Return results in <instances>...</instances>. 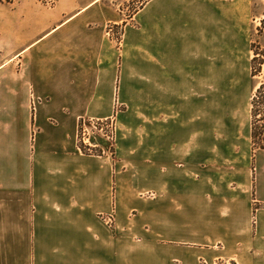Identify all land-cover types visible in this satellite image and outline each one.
Masks as SVG:
<instances>
[{
	"label": "crops",
	"instance_id": "obj_1",
	"mask_svg": "<svg viewBox=\"0 0 264 264\" xmlns=\"http://www.w3.org/2000/svg\"><path fill=\"white\" fill-rule=\"evenodd\" d=\"M113 1L0 7V264H264V151L208 121L209 38L264 0ZM117 105L115 159L81 154L80 119Z\"/></svg>",
	"mask_w": 264,
	"mask_h": 264
},
{
	"label": "rangeland",
	"instance_id": "obj_2",
	"mask_svg": "<svg viewBox=\"0 0 264 264\" xmlns=\"http://www.w3.org/2000/svg\"><path fill=\"white\" fill-rule=\"evenodd\" d=\"M147 0H114L113 3L118 8V11L122 15L123 19L130 21L143 7V3ZM225 3H233V0H222ZM251 1V0H250ZM260 1V0H259ZM18 0H16V3ZM15 3V4H16ZM13 5H11L12 7ZM0 7H2L0 5ZM10 7V6H9ZM3 20L8 19L3 13L0 14ZM220 27L224 32L220 33L219 38H209V62L219 60L220 65L225 67V85L224 86H209V130L210 137L213 131L214 124L218 125V129L214 130L218 132V136L229 134L233 136V141L239 143L240 157L242 161L245 157H251V137L248 134V130L251 127L252 119L248 117V113L251 111V100L256 92L257 87L264 81V68L262 74L257 78L251 76V59L253 52L251 51V43L257 38V28L261 25V20L258 22L237 20L233 21L225 19L219 22ZM212 22L209 21V28L212 29ZM112 30V32H109ZM220 30V29H219ZM107 34L111 39L117 41L118 44L122 42L123 31L120 27L115 25H109L107 28ZM261 43L264 46V38L261 39ZM218 52V54H216ZM218 59L216 60V56ZM217 110H224L225 117H216L215 112ZM122 111L120 105H117L114 114L109 117H116L117 120V141L119 134V122L118 114ZM229 116V117H228ZM231 116V117H230ZM104 117V118H109ZM235 117V118H234ZM101 118V119H104ZM229 119H233L238 122V128H232L228 125ZM224 120V127L222 125ZM234 133V134H233ZM222 140V138H219ZM100 145L107 149L109 153V143L104 139H98ZM111 150L109 155L95 157H116V146ZM258 153V152H257ZM99 154V153H98ZM111 154V155H110ZM86 156H91L83 154ZM114 227V226H113ZM235 264V263H233Z\"/></svg>",
	"mask_w": 264,
	"mask_h": 264
},
{
	"label": "trees",
	"instance_id": "obj_3",
	"mask_svg": "<svg viewBox=\"0 0 264 264\" xmlns=\"http://www.w3.org/2000/svg\"><path fill=\"white\" fill-rule=\"evenodd\" d=\"M150 0L143 3L142 7ZM16 0H0V5H12ZM264 38V19L257 28V38L251 43V51L253 57L251 59V76L257 78L262 74L264 68V46L261 39ZM252 104V128H251V144L252 153L264 151V81L256 90L251 100Z\"/></svg>",
	"mask_w": 264,
	"mask_h": 264
},
{
	"label": "built area",
	"instance_id": "obj_4",
	"mask_svg": "<svg viewBox=\"0 0 264 264\" xmlns=\"http://www.w3.org/2000/svg\"><path fill=\"white\" fill-rule=\"evenodd\" d=\"M109 32H112L110 30ZM117 120L116 117L109 118H92L82 117L79 121L78 128V150L81 154L104 156L111 153L117 141ZM104 139L109 143V153L105 147H102L98 139ZM99 153V154H98ZM111 155V154H110ZM110 227L114 226V217L112 215L104 219ZM217 264H233L221 263Z\"/></svg>",
	"mask_w": 264,
	"mask_h": 264
}]
</instances>
